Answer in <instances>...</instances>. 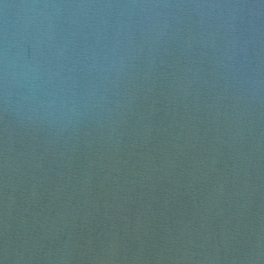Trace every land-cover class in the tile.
Wrapping results in <instances>:
<instances>
[{
	"label": "water",
	"instance_id": "water-1",
	"mask_svg": "<svg viewBox=\"0 0 264 264\" xmlns=\"http://www.w3.org/2000/svg\"><path fill=\"white\" fill-rule=\"evenodd\" d=\"M0 264H264V0H0Z\"/></svg>",
	"mask_w": 264,
	"mask_h": 264
}]
</instances>
